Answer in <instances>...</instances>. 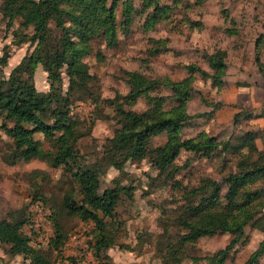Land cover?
Segmentation results:
<instances>
[{"label":"rangeland","instance_id":"374dc122","mask_svg":"<svg viewBox=\"0 0 264 264\" xmlns=\"http://www.w3.org/2000/svg\"><path fill=\"white\" fill-rule=\"evenodd\" d=\"M122 1L114 0L119 23L124 8ZM129 1L133 4L129 29L118 28V40L114 46H106L100 37L91 39V52L84 57L90 73L98 78L101 99L96 103L90 99L79 100L70 105V114L83 133L76 144L82 163L92 165L98 161L102 150L108 147L107 138L119 126L112 100L119 95L123 100L129 89L126 70L141 72L159 85L156 93L169 94L164 82L186 78L187 64L194 63L211 72L205 54L218 48L223 50L227 63L222 75L224 81L215 85L211 78L198 74L194 77L193 97L187 103V112L192 117L184 122L181 137L206 132L217 140H224L231 133L236 135L255 129L252 127L254 118H247L246 112L255 114L264 106H252L246 78L255 77L257 73L253 71L254 67L258 68L255 41L259 36L264 37V0H204L201 4L195 3V0H161L173 7L168 19L155 24L146 17L151 9L143 8V0ZM4 2L0 0V56L5 50L9 55L0 63V76L7 77L33 46L29 41L22 40V32H27V29L18 27V19L7 28L1 11ZM223 10H226L227 16ZM50 24L54 26V21L50 20ZM33 80L38 91H52L47 72L40 63L35 68ZM67 85V76L63 74L62 92ZM255 90L260 97L262 89L255 87ZM217 102L222 105L215 108ZM145 107L143 98L131 106L138 111ZM211 110L213 112L209 114ZM202 112V115H196ZM237 112L238 119L234 125L233 115ZM52 118L51 114L46 117L50 122ZM33 135L43 149L53 148L49 135L39 131ZM165 140L164 132L153 135L147 143L148 155L138 161L128 160L123 170L104 165L100 175L101 188L112 186L115 182L134 186L132 198L122 194L114 214L105 218L115 244L105 253L97 255L90 245L93 222L62 211L58 221L66 239L60 251L51 254L52 264H163L156 241L164 229L167 240L173 241L178 237L180 228L176 218L187 203L185 190L199 186L208 177L221 181L223 176L235 169L238 159L227 153L218 155L214 152L212 157H205L181 149L174 160L178 170L168 167L160 171L152 163L151 156ZM257 142L262 146L260 138ZM13 154V142L2 128L0 114V218L26 210L31 214L32 222L24 225V232L30 234L33 245L46 250V242L54 229L53 219L46 213L54 206L60 207L67 192L79 200L78 185L69 167L64 164L52 165L39 157L24 160L22 156L14 157ZM259 185L264 186V181L253 183L249 188ZM36 204L41 209H37ZM261 216L258 213L253 221L256 223L245 226L247 241L238 245L225 264H242L257 247L264 237L259 228L264 221ZM231 237L228 232L202 236L191 252L209 254L223 247ZM7 248L0 242V264H28V259L22 254H10ZM200 264L208 263L202 260ZM260 264H264V254Z\"/></svg>","mask_w":264,"mask_h":264},{"label":"trees","instance_id":"16d2710c","mask_svg":"<svg viewBox=\"0 0 264 264\" xmlns=\"http://www.w3.org/2000/svg\"><path fill=\"white\" fill-rule=\"evenodd\" d=\"M203 1L195 0V3ZM122 2L124 8L119 23L114 0H5L1 11L7 28L18 19V27L27 29V32H22V40L29 41L33 47L7 77L0 76L2 128L12 139L14 157L22 156L24 160L39 157L52 165L68 166L78 185L80 198L76 200L71 192H67L61 206L50 210L54 229L46 242V250L33 245L30 234L24 232V225L32 222L31 214L26 210L0 218V242L8 246L10 254H22L28 259V264H52L51 254L59 252L66 239L58 221V216L65 211L93 222L90 245L97 255L105 253L115 244L105 218L114 214L122 194L132 198L134 186L115 182L112 186L101 188L100 175L104 165L123 170L128 160L138 161L148 155L149 138L164 132V144L151 156L152 163L160 171L168 167L178 170L174 160L181 149L205 157H212L214 152L218 155L227 153L238 159L235 169L223 176L221 181L208 177L199 186L185 190L187 203L176 218L180 228L178 237L173 241L167 240L164 229L156 241L161 261L163 264H200V261L206 260L208 264H225L238 245L247 241L245 226L256 223L253 221L258 213L264 220V186L249 188L253 183L264 181V129H247L236 135L231 133L224 140H217L206 132L181 137L184 122L192 117L187 112V103L193 97L194 77L198 74L211 78L215 85L224 81L222 75L227 63L222 49L205 54L211 72L191 63L186 65V78L167 79L164 84L169 94L156 93L159 85L141 72L126 70L129 89L123 100L120 95L112 100L119 126L107 138L108 147L102 150L98 161L90 165L80 160L76 144L83 133L70 114V105L79 100L90 99L96 103L101 99L98 78L90 73L84 57L91 52V39L100 37L106 46H114L118 40V28L129 29L133 4L129 0ZM142 5L144 9H151L146 17L154 24L168 19L173 7L161 0H143ZM223 12L227 16L226 10ZM50 20L54 21V26H51ZM261 39L263 36L255 41V61L260 72L264 73L259 51ZM8 55L5 50L0 56V63ZM38 63L47 72L50 92H40L35 87L33 76ZM63 74L67 76L68 85L62 92ZM139 98L145 100L146 107L138 111L131 106ZM221 105L217 102L214 107ZM48 114L53 116L51 122L46 119ZM259 116H264V108L255 114L246 112L247 118ZM237 119L238 112L233 115L234 125ZM37 131L52 138V149H43L33 135ZM258 138L262 140V146H259ZM193 200L196 202L193 203ZM259 228L264 232V221ZM224 232L232 237L223 247L205 255L191 252L200 237ZM263 254L264 237L242 264H260Z\"/></svg>","mask_w":264,"mask_h":264},{"label":"crops","instance_id":"0c3cea01","mask_svg":"<svg viewBox=\"0 0 264 264\" xmlns=\"http://www.w3.org/2000/svg\"><path fill=\"white\" fill-rule=\"evenodd\" d=\"M259 51H260V60L264 65V37H263V41L261 42ZM253 71H257L256 76L252 78H250V76H247L246 81H248V85H249L248 88L249 95H251L253 99L252 106L254 108H258V107L260 108L261 105L264 106V73H261L257 67H254ZM255 87L262 89L263 92L260 95V97H257ZM253 120L254 121L252 127L264 129V116L255 117Z\"/></svg>","mask_w":264,"mask_h":264},{"label":"built area","instance_id":"2783aa9c","mask_svg":"<svg viewBox=\"0 0 264 264\" xmlns=\"http://www.w3.org/2000/svg\"><path fill=\"white\" fill-rule=\"evenodd\" d=\"M36 208H37V209H41V208H39V205H38V204H36ZM46 214L50 215V212H48V213H46Z\"/></svg>","mask_w":264,"mask_h":264}]
</instances>
